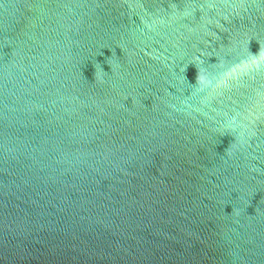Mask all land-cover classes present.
Returning a JSON list of instances; mask_svg holds the SVG:
<instances>
[{
  "label": "water",
  "instance_id": "obj_1",
  "mask_svg": "<svg viewBox=\"0 0 264 264\" xmlns=\"http://www.w3.org/2000/svg\"><path fill=\"white\" fill-rule=\"evenodd\" d=\"M258 52L264 0H0V264H264Z\"/></svg>",
  "mask_w": 264,
  "mask_h": 264
},
{
  "label": "clouds",
  "instance_id": "obj_2",
  "mask_svg": "<svg viewBox=\"0 0 264 264\" xmlns=\"http://www.w3.org/2000/svg\"><path fill=\"white\" fill-rule=\"evenodd\" d=\"M244 63L247 64L248 62L245 61ZM251 64L255 65L257 68H259L261 64H264V52H258V58L254 57V59L251 61ZM196 84L201 85V89H203V87L211 84L210 76L207 74L201 76L198 73ZM232 120H233V124H235V118L234 117L232 118Z\"/></svg>",
  "mask_w": 264,
  "mask_h": 264
}]
</instances>
